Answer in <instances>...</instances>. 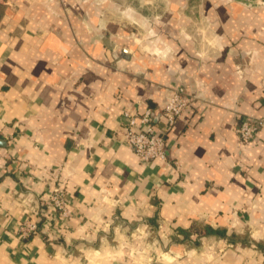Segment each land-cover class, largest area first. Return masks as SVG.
<instances>
[{
	"label": "crops",
	"instance_id": "1",
	"mask_svg": "<svg viewBox=\"0 0 264 264\" xmlns=\"http://www.w3.org/2000/svg\"><path fill=\"white\" fill-rule=\"evenodd\" d=\"M253 3L210 4L205 50L177 7L152 25L131 8L156 31L148 51L98 2L0 5V264H264V126L236 131L264 118ZM178 85L199 98L167 134L169 164L143 161L117 134L123 108L157 118ZM25 219L38 226L26 235Z\"/></svg>",
	"mask_w": 264,
	"mask_h": 264
},
{
	"label": "built area",
	"instance_id": "2",
	"mask_svg": "<svg viewBox=\"0 0 264 264\" xmlns=\"http://www.w3.org/2000/svg\"><path fill=\"white\" fill-rule=\"evenodd\" d=\"M2 1L7 0H0ZM198 98L197 92L188 91L184 86L178 85L173 89L167 103L159 110L157 118L151 108L139 113L125 107L123 108L125 122L117 129V134L134 149L141 160L149 161L159 158L169 164L167 134L173 125L194 106ZM263 126V117L247 114L241 117L236 131L242 140H252ZM3 157L4 154L0 149V161ZM50 199L64 216H71L72 211L67 206L64 187H55L50 194ZM37 227V223L29 219H25L20 225L25 235L36 230Z\"/></svg>",
	"mask_w": 264,
	"mask_h": 264
},
{
	"label": "rangeland",
	"instance_id": "3",
	"mask_svg": "<svg viewBox=\"0 0 264 264\" xmlns=\"http://www.w3.org/2000/svg\"><path fill=\"white\" fill-rule=\"evenodd\" d=\"M76 1V0H75ZM95 3H101V9L104 10L107 19L115 20L121 23L123 26V32L121 37L125 41H132L139 48L144 51H148L150 46H147L148 41H156L158 37L155 35L156 31L152 29L146 30L142 28L138 23L131 18L129 10L135 9L140 13L144 21H148L151 25L159 23L166 16L167 12L178 11L181 16H187L189 21L193 23L189 30H185L184 36L189 39H194L199 44L203 43V49L209 41L210 21L206 8L211 4H218V2L224 3H237L239 5H246L251 3L250 0H214L213 3L210 0H85ZM253 5L257 4V0H253ZM5 2H0V5ZM112 6H117L111 8ZM177 7V9H173ZM127 10V11H126ZM123 11V12H122ZM195 21V22H193ZM143 42L145 45H143ZM201 48V46H200ZM135 231V228H134ZM135 236L140 235V232H136Z\"/></svg>",
	"mask_w": 264,
	"mask_h": 264
},
{
	"label": "trees",
	"instance_id": "4",
	"mask_svg": "<svg viewBox=\"0 0 264 264\" xmlns=\"http://www.w3.org/2000/svg\"><path fill=\"white\" fill-rule=\"evenodd\" d=\"M210 232H213V229H209Z\"/></svg>",
	"mask_w": 264,
	"mask_h": 264
}]
</instances>
